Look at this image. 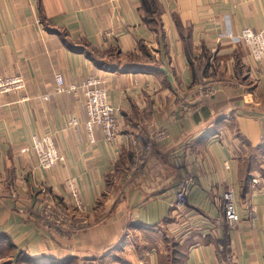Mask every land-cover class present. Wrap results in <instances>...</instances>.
I'll list each match as a JSON object with an SVG mask.
<instances>
[{
  "label": "crops",
  "instance_id": "1",
  "mask_svg": "<svg viewBox=\"0 0 264 264\" xmlns=\"http://www.w3.org/2000/svg\"><path fill=\"white\" fill-rule=\"evenodd\" d=\"M155 2L146 24L141 0H0V74L26 81L0 98V264H170L171 255L174 264H222L225 237L238 264H264V58L254 62L239 35H264V0ZM126 60L161 69L122 71ZM57 73L66 85L102 76L116 138L104 141L95 127L91 143L83 125L67 127L72 115L85 120V107L54 92ZM45 134L63 156L49 170L31 146ZM146 143L149 160L136 167ZM186 175L188 205L177 209ZM68 178L82 212L70 205ZM228 188L240 214L234 230L223 221ZM47 200L86 226H45ZM166 236L178 241L173 253Z\"/></svg>",
  "mask_w": 264,
  "mask_h": 264
},
{
  "label": "built area",
  "instance_id": "2",
  "mask_svg": "<svg viewBox=\"0 0 264 264\" xmlns=\"http://www.w3.org/2000/svg\"><path fill=\"white\" fill-rule=\"evenodd\" d=\"M240 39L245 46L250 49L254 62L264 58V35L262 32H256L250 28H244L240 32ZM26 81L21 75L3 76L0 74V98L10 93L20 92L25 89ZM54 92L74 94L82 98L85 107L86 118L81 121L75 115L67 120L68 128H76L83 125L88 139L91 143L95 142L93 131L99 127L103 140L110 141L119 135L120 129L116 117V110L110 104L107 90L104 87V79L99 74L88 75L83 82L78 85H66L61 74L55 75ZM210 90L205 91V96H209ZM46 96H42L41 98ZM165 130H161L156 135V139L165 136ZM140 138L133 137L132 144L136 148L139 146ZM31 146L34 150L38 164L43 170L54 168L58 162L63 160V156L58 152L53 138L50 134L42 136H32ZM153 149L152 143H146L140 150H136L135 166L142 168L149 160L150 153ZM192 175H186L181 178L177 184L176 202L177 209L186 208L188 205V195L190 193V183ZM255 184L256 181L253 180ZM65 191L69 196L70 205L77 211L84 210V202L80 197L79 188L74 178H68L65 183ZM222 212L223 221L228 230H234L240 223V214L236 208L234 191L231 188L225 190L222 194ZM43 219L45 226L52 224L57 229L66 227L67 229L78 232L86 226L85 220L77 225H73L69 218H65L64 212L55 201H46L43 207ZM250 217L254 218V210L249 211ZM221 263L238 264L236 252L231 241L225 237L221 245Z\"/></svg>",
  "mask_w": 264,
  "mask_h": 264
},
{
  "label": "trees",
  "instance_id": "3",
  "mask_svg": "<svg viewBox=\"0 0 264 264\" xmlns=\"http://www.w3.org/2000/svg\"><path fill=\"white\" fill-rule=\"evenodd\" d=\"M142 2V8L144 11V16H143V21L144 23L148 24L150 23V21H154V19L157 17L158 15V9H157V5L155 0H141ZM81 50H85V48H82ZM131 57V56H129ZM142 59V58H141ZM102 65V63H101ZM109 68L115 69L117 68V66H108ZM122 71H129V70H148V71H159L161 69V67L155 63V64H149V63H141L139 64V62H133L132 60L129 61H125L123 63V65L119 68ZM166 245L168 246V248L170 249V252L172 251L175 252L177 247H178V241L174 238H168L167 236L164 238ZM44 261H46L45 264H65L64 261H59V260H55L54 258H45ZM38 262V261H37ZM23 263L25 264H36V260L33 258H27L24 257V261ZM170 264H174L173 262V258L171 255V261L169 262Z\"/></svg>",
  "mask_w": 264,
  "mask_h": 264
},
{
  "label": "rangeland",
  "instance_id": "4",
  "mask_svg": "<svg viewBox=\"0 0 264 264\" xmlns=\"http://www.w3.org/2000/svg\"><path fill=\"white\" fill-rule=\"evenodd\" d=\"M123 258V257H122ZM124 259V258H123Z\"/></svg>",
  "mask_w": 264,
  "mask_h": 264
}]
</instances>
